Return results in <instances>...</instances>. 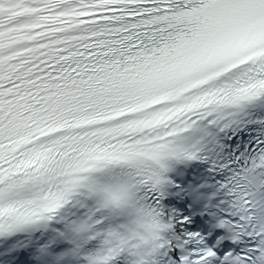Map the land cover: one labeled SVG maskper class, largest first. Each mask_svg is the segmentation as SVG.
<instances>
[{"label":"snow or ice","instance_id":"1","mask_svg":"<svg viewBox=\"0 0 264 264\" xmlns=\"http://www.w3.org/2000/svg\"><path fill=\"white\" fill-rule=\"evenodd\" d=\"M0 264H264V0H0Z\"/></svg>","mask_w":264,"mask_h":264}]
</instances>
